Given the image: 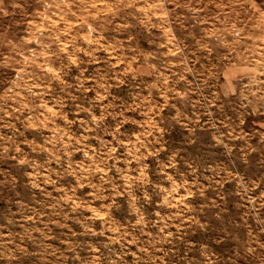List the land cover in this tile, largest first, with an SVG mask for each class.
I'll return each instance as SVG.
<instances>
[{
	"label": "rangeland",
	"instance_id": "rangeland-1",
	"mask_svg": "<svg viewBox=\"0 0 264 264\" xmlns=\"http://www.w3.org/2000/svg\"><path fill=\"white\" fill-rule=\"evenodd\" d=\"M0 264H264V0H0Z\"/></svg>",
	"mask_w": 264,
	"mask_h": 264
}]
</instances>
